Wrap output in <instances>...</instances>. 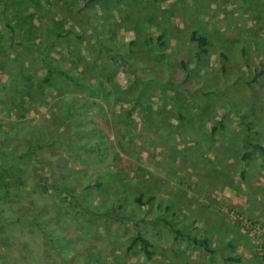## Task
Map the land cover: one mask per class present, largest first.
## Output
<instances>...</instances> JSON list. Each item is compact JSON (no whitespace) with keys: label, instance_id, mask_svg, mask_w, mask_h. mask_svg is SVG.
I'll use <instances>...</instances> for the list:
<instances>
[{"label":"rangeland","instance_id":"1","mask_svg":"<svg viewBox=\"0 0 264 264\" xmlns=\"http://www.w3.org/2000/svg\"><path fill=\"white\" fill-rule=\"evenodd\" d=\"M103 2L109 13L115 8L125 14L124 36L112 38L119 43L115 47L110 41L104 45V62L86 61L81 69L69 61L71 45L58 38L67 60H60L65 68L55 86L88 96L90 85L107 96L93 106H78L64 121L52 96L39 93L38 83L30 87L26 81L20 91L0 95V133L6 132L0 139V264H242L225 259L223 233L242 239L247 248L251 244L253 263L264 264V161L258 153L240 161L250 148L241 134L250 133L247 141L264 147V74L254 78L264 62V0ZM82 3L37 0L29 10L38 23L65 4L64 17L59 13L56 21L61 30L71 7ZM193 28L210 39L208 52L198 59ZM81 33L86 49L87 32ZM159 34L164 45L156 40ZM124 49L140 60L160 58L137 71L145 79L169 82L162 88L141 86L116 56ZM178 57L186 58L185 67ZM177 111L191 122L178 119ZM222 116L223 128L212 133ZM24 128L47 131L45 139L37 135L42 147L36 148L37 138L21 135ZM141 193L143 201L153 197L145 207L134 200ZM222 193L250 195L255 208L239 202L222 208ZM175 200L192 202L188 206L194 204L195 213L187 218ZM203 219L209 226L198 234L214 233L206 245L193 242L203 239L193 235V221ZM137 231L155 247L149 260L140 245L126 249ZM173 235L188 254L172 251ZM193 244L196 254L189 250Z\"/></svg>","mask_w":264,"mask_h":264},{"label":"trees","instance_id":"2","mask_svg":"<svg viewBox=\"0 0 264 264\" xmlns=\"http://www.w3.org/2000/svg\"><path fill=\"white\" fill-rule=\"evenodd\" d=\"M37 4V0H0V95H3L5 92H9L12 94V91L23 89L24 82H30V87L32 85H36L38 83L39 93L44 95L48 92L49 96L51 95V91L54 90L57 93V97L62 96L60 101L53 102V106L59 103V107H57V113L59 114V119L66 121L67 116L72 114L75 110H77L78 106H93L97 101L92 99H83L76 97V94L66 88L65 91H57V87L55 86V82L58 78V73L63 72L62 66L60 63V59L65 58V54L58 51L56 49L57 43L56 40L58 38L64 39L67 41V33H63L57 28V23L54 22L52 26L53 33L48 34V25L49 18H44L43 21H38V23L34 22V14H32L29 8L35 6ZM29 22V23H28ZM158 42L161 45H164V42H161L162 36L159 35L156 37ZM191 40L196 43V57H199V54H206L208 52V44L210 43V39L207 33L203 32L199 28H193L191 30ZM55 52L59 53V57H54ZM223 58H225V54L223 52L220 53ZM120 57H123L120 55ZM126 62L129 70L134 75V78L137 79L141 86H144L148 83H152L160 88L164 87L166 83H158L154 78H143V75H138L133 65H130L127 60ZM69 62V61H68ZM222 69H225V66H222ZM41 73L42 75L39 77L37 74ZM85 74L84 72H82ZM264 74V62L262 65V69L256 72L254 78L261 76ZM91 76L94 77L93 73ZM90 79V76H88ZM88 79V80H89ZM87 83V79L84 80ZM14 88L13 90H10ZM45 88L47 91H45ZM88 88L92 94H99L98 91L93 90V87L88 85ZM190 94V92H189ZM79 99V100H78ZM84 100V101H81ZM1 104L6 106L7 101H2ZM78 111V110H77ZM178 119H184L191 122V118L186 116L184 113L177 111ZM226 116V115H225ZM219 121H214L212 125L211 132L215 133L218 128H223L224 126V118ZM202 117H200L201 119ZM226 119V118H225ZM218 124V126L216 125ZM25 126V125H24ZM39 128L40 126L37 125ZM27 127V126H26ZM27 132L23 135L26 139L33 140L35 138L37 143L35 144L36 148L42 147V144L39 143V138L37 135H43V138L47 137V131L41 129L33 132L32 130H28L24 128ZM45 129V128H44ZM250 130V127H248ZM6 135V132L0 133V139ZM248 135L241 134V140L243 143H248L250 146L249 149L243 151L240 154V161H249L253 156L257 153L260 154L262 160L264 161V147L258 141L249 143ZM31 148V147H30ZM21 155H19L20 157ZM38 158V157H37ZM36 158V159H37ZM39 160V159H37ZM19 163H16V165ZM32 167V174L38 175L36 172V168L33 164L29 163ZM2 166V165H0ZM2 172V171H1ZM144 193H141L135 196L134 200L140 204L141 206L146 205V203L150 202L153 197H149L146 201H143ZM193 242L197 244H208L209 240L207 238L198 239L193 238ZM140 245L142 251L146 259H151L152 252V243L149 238L141 233V231H137V234L132 237L126 249L129 251L132 248ZM226 260L229 261H239L238 257L227 256Z\"/></svg>","mask_w":264,"mask_h":264},{"label":"crops","instance_id":"3","mask_svg":"<svg viewBox=\"0 0 264 264\" xmlns=\"http://www.w3.org/2000/svg\"><path fill=\"white\" fill-rule=\"evenodd\" d=\"M63 1H65V0H63ZM103 1L104 0H83V3L80 6L76 5V6H79L78 8H75L72 6L71 11H70V15L66 16V14H65V16H66L65 18L67 20L65 26H67V25H69V26L68 27H65V26L60 27L62 31L65 30L64 32H66V31L69 32V33H67L68 34L67 37L69 38V41H65L64 43H63V41L61 42L63 46H66L69 44L72 47L71 48L69 46V50H70L71 56H72V59H70L69 61L75 60L78 63L79 68L80 67L82 68L86 61H88V63L92 62L93 64H97L99 62H104L105 61V55H107L105 53V48H103L104 45L108 41H110V44H112L115 47L119 43H117V41L112 40V38L114 37L113 39H115V37H123L124 36L123 31H124L125 27H124L123 23L126 22L125 18H124L125 14L121 13L119 11H116L115 8H113V7H115V5L121 6V3H118L117 2L118 0H112V3H114L115 5L110 6L113 9H111V11L109 13L107 11L108 2H103ZM173 1L174 0H171V2H173ZM60 5L61 4H59V6ZM163 5L165 6V4H163ZM62 7L63 8H61L59 12L53 13V15L50 17L49 24L54 23V21L59 20V18H60L58 15L59 13H61L62 16L64 17V13L66 12V5L64 4ZM136 8H138V9L141 8L140 5H138V3H137ZM134 11L135 10L133 9L132 12H130V14H133ZM70 21H71V23H70ZM84 31L87 32V39L89 40V44H88L89 47L86 49H83L82 41H81V39L83 38L82 36H84L81 32H84ZM47 33L48 34L53 33V30H52V32H51V30H48ZM159 35L162 36V34H159ZM159 35H157V37ZM70 36H72V37H70ZM111 41H113V42H111ZM161 42H163V41H161ZM176 42H177V44L179 43V41H177V40H176ZM170 44L175 46L173 43H170ZM57 45L59 46V42ZM73 47H74V49H73ZM56 49H58V51L61 50L60 52L64 53L66 56L67 48L60 49L56 46ZM196 50L197 49H195V52H196ZM239 50H240V54L242 52H244V50L242 48ZM154 53L159 54L160 52H154ZM132 54L133 53L131 50H126V49L122 50V52L120 50L116 52V56H118V57H120V55L123 56V57H120L122 59V60H120V61H122V65L124 63H126L123 61V59L125 61L127 60V62H129L130 65H133V67L136 71L141 70L143 67H146L148 69L151 68V64L148 63V61L153 62V63L154 62L159 63V60H160V58L153 59L154 57L148 58L147 60L146 59L140 60V58H134L132 56ZM165 54H166V51H165ZM59 56H60L59 53L55 52L54 57L58 58ZM198 58L199 57H197V59ZM64 59L67 60L66 57ZM64 59H60V60L64 61ZM178 59H179L178 61H180L179 64L182 67H185L186 63L184 60L186 58L185 57L184 58L178 57ZM168 60L171 62V61H174V58L170 56L168 58ZM68 63L69 62L67 61L66 65H64V66H67ZM88 63H86V65H88ZM62 68H65V67L62 66ZM123 69L127 70L129 72V74L133 75L131 73V71L129 70L127 65ZM225 69H226V66H225ZM136 73L138 75H141L138 71ZM105 96H107V95H103V97H105ZM76 97H78V98H81V97L84 98L85 97L86 99H92V100L97 101V102H98L97 98H100V97L103 98L101 94H97V95L91 94L88 96L87 95H82V96L76 95ZM60 99H59V101H60ZM57 100H58V97L56 95H53L52 101L57 102ZM58 105H59V103L56 106L59 107ZM215 165L217 168V164H215ZM172 195H174V193ZM236 195H234V193L229 194V195L223 194V193L220 194V198H221L220 202L223 204L222 208H226L225 205L232 207V205L237 203V202H239L240 205L241 204L246 205L245 207L255 208L256 203L252 200H248V199H250V195H248V199L247 198L244 199V197L241 198L240 194H238L237 196ZM253 197L254 196H252V198ZM174 203L176 204L174 207L177 208V211L182 212L183 214H186L187 218H189L191 216V214L195 213V211L193 210L194 204H191V206H188L192 202H188V205H187L186 202L181 203V202H179V200H175ZM186 207H189L190 209H186ZM175 211H176V209L174 210V212ZM189 211H190V213H189ZM176 219H179V218H176ZM200 219H202V218H200ZM193 224H194L193 225L194 231H192L193 235L194 236L196 235L197 237L200 236L203 238V234L199 235L198 231L199 232L202 231L203 228H205L209 225L204 223V219L201 221V223H196L194 220ZM212 235H214V233H212ZM212 235L206 234L204 236L210 242V239H212ZM216 235L218 236V234H216ZM174 236L175 235H173L171 237V240L173 241L172 251L177 250V251H179V253L180 252L182 253V251H184L183 252L184 254L185 253L188 254V250H186V247H183L181 244L176 245L177 243H175V242L177 240L174 239ZM220 237L223 238L224 243H225V247H226L227 251L229 252L225 255V257L231 255V256L239 258V261H236V262H240L242 260V264H243L245 262V260H249L251 262V264H255V263H253V260H254L253 254L254 253H251V250H250L251 244L248 243L249 247L247 248L246 247L247 244L245 241H243L242 239H239L236 236L231 235L229 233L220 234ZM167 245H168V253H170L169 248L171 245L170 244H167ZM197 246L198 245L194 246V244H193V246L189 247V250H191V252L193 254H196V252H198ZM162 247H164V246H161V248ZM152 252L154 255L155 247H154L153 243H152ZM153 255H152V257H153ZM185 258L187 259V256Z\"/></svg>","mask_w":264,"mask_h":264}]
</instances>
